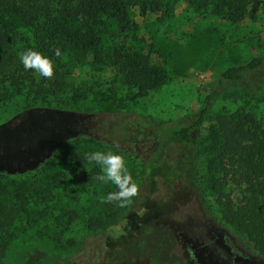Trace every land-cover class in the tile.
I'll list each match as a JSON object with an SVG mask.
<instances>
[{"label": "rangeland", "instance_id": "rangeland-1", "mask_svg": "<svg viewBox=\"0 0 264 264\" xmlns=\"http://www.w3.org/2000/svg\"><path fill=\"white\" fill-rule=\"evenodd\" d=\"M169 5L145 14L136 7L134 33L122 30L113 13L103 16L98 47L62 53L55 96L9 89L0 100V203L14 210L1 264H52L132 217L148 220L106 264H264L246 235L221 219L213 169L219 114L243 110L264 121V75L252 80L255 91L239 82L217 85L220 71L264 53V1L235 22L224 0ZM1 25L18 45L32 38L16 17ZM129 49L147 54L160 86L138 91L122 83L116 59ZM213 88L217 96L197 132L195 183L177 180L155 191L143 168L151 138L131 122L184 124ZM95 151L124 157L139 186L127 207L101 203L118 189L96 179L101 166L87 158Z\"/></svg>", "mask_w": 264, "mask_h": 264}, {"label": "trees", "instance_id": "trees-1", "mask_svg": "<svg viewBox=\"0 0 264 264\" xmlns=\"http://www.w3.org/2000/svg\"><path fill=\"white\" fill-rule=\"evenodd\" d=\"M231 21L240 19L250 5L264 0H224ZM170 0H0V100L7 90L15 89L27 96H55L62 86L60 69L62 53L68 47L87 52L100 44L103 16L113 13L118 26L134 33L132 11L139 7L142 14L169 8ZM16 17L29 28L32 38L18 45L2 22ZM134 36V35H133ZM32 48L52 60L54 75L45 79L34 70H25L20 53ZM59 48L61 55H55ZM122 54V53H121ZM117 56L121 64V81L138 91L160 86L161 75L145 53L129 49ZM123 56V57H122ZM264 75V53L244 63L231 65L219 73L217 85L239 82L255 91L253 79ZM217 96L213 88L195 112L181 121L165 125L150 117L131 122L134 131L147 133L152 151L143 161L145 176L158 190L174 181L195 183L194 148L197 132ZM218 143L214 155V187L222 220L233 223L246 235L253 248L264 255V121L250 112L238 110L233 115L217 116ZM150 131V133H149ZM14 210L0 203V264L7 245L8 227L13 223ZM148 219L129 218L105 227L83 243L72 256L52 264H106L123 249L124 241ZM127 221V223H125ZM111 260V259H110Z\"/></svg>", "mask_w": 264, "mask_h": 264}, {"label": "clouds", "instance_id": "clouds-1", "mask_svg": "<svg viewBox=\"0 0 264 264\" xmlns=\"http://www.w3.org/2000/svg\"><path fill=\"white\" fill-rule=\"evenodd\" d=\"M55 55H61L59 48L55 49ZM19 59L25 70H34L45 79H51L54 75L52 60L39 51L32 48L26 49L20 53ZM87 158L89 162H95L101 166V174L97 175L96 179L102 183L111 182L118 189L102 197L101 203L117 202L119 207H127L132 202V198L138 195L139 186L134 182L126 167L124 157L112 151L107 153L95 151Z\"/></svg>", "mask_w": 264, "mask_h": 264}, {"label": "built area", "instance_id": "built-area-1", "mask_svg": "<svg viewBox=\"0 0 264 264\" xmlns=\"http://www.w3.org/2000/svg\"><path fill=\"white\" fill-rule=\"evenodd\" d=\"M202 76V75H201Z\"/></svg>", "mask_w": 264, "mask_h": 264}]
</instances>
